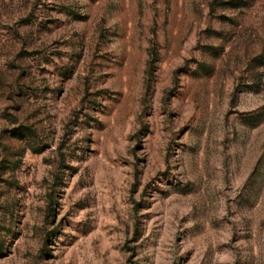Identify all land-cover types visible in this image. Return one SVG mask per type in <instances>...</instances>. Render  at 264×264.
<instances>
[{"label": "rangeland", "instance_id": "rangeland-1", "mask_svg": "<svg viewBox=\"0 0 264 264\" xmlns=\"http://www.w3.org/2000/svg\"><path fill=\"white\" fill-rule=\"evenodd\" d=\"M0 264H264V0H0Z\"/></svg>", "mask_w": 264, "mask_h": 264}]
</instances>
